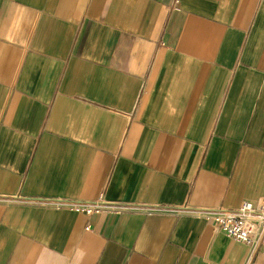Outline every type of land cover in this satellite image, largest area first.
I'll use <instances>...</instances> for the list:
<instances>
[{
    "label": "crops",
    "instance_id": "obj_1",
    "mask_svg": "<svg viewBox=\"0 0 264 264\" xmlns=\"http://www.w3.org/2000/svg\"><path fill=\"white\" fill-rule=\"evenodd\" d=\"M100 197L123 208L38 203ZM243 201H264V0H0V264H242L174 210Z\"/></svg>",
    "mask_w": 264,
    "mask_h": 264
},
{
    "label": "built area",
    "instance_id": "obj_2",
    "mask_svg": "<svg viewBox=\"0 0 264 264\" xmlns=\"http://www.w3.org/2000/svg\"><path fill=\"white\" fill-rule=\"evenodd\" d=\"M176 1L174 0V3ZM38 203L82 212L88 216L101 212H116L123 208L121 204L106 201L102 197L93 201L61 199L39 200ZM174 211L187 212L195 217L211 221L232 239L244 244L247 254L242 264H255L253 258L256 252L264 253V201L255 204L243 201L235 209L183 207Z\"/></svg>",
    "mask_w": 264,
    "mask_h": 264
}]
</instances>
